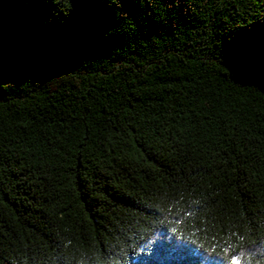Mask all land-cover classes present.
<instances>
[{
  "label": "trees",
  "instance_id": "trees-1",
  "mask_svg": "<svg viewBox=\"0 0 264 264\" xmlns=\"http://www.w3.org/2000/svg\"><path fill=\"white\" fill-rule=\"evenodd\" d=\"M160 228L134 264H264V0H0V264Z\"/></svg>",
  "mask_w": 264,
  "mask_h": 264
},
{
  "label": "snow or ice",
  "instance_id": "snow-or-ice-1",
  "mask_svg": "<svg viewBox=\"0 0 264 264\" xmlns=\"http://www.w3.org/2000/svg\"><path fill=\"white\" fill-rule=\"evenodd\" d=\"M223 55H225L223 53ZM231 57L234 60V63L236 64L238 70L240 72H248L252 71V67L249 64V62L241 55L240 49H232L229 53ZM159 236L157 237L155 242H152L151 237H141L138 239L136 243L132 245L130 248L127 264H134V261L139 260L140 254L149 247L150 244H153V246L158 245L162 242V240L166 237L167 229L166 228H160L158 229ZM252 251H255V249H252ZM259 255L264 256V252L259 253ZM217 260L218 264H241V261H244V264H249V261L244 259L241 256V253L238 252L234 257H231L230 259L226 256H220L218 258H214Z\"/></svg>",
  "mask_w": 264,
  "mask_h": 264
}]
</instances>
